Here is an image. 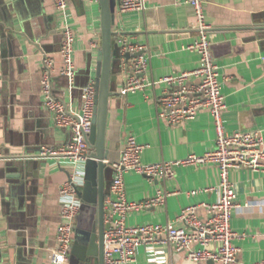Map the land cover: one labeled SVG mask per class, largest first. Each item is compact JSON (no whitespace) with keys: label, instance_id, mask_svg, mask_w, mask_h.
Returning a JSON list of instances; mask_svg holds the SVG:
<instances>
[{"label":"crops","instance_id":"obj_1","mask_svg":"<svg viewBox=\"0 0 264 264\" xmlns=\"http://www.w3.org/2000/svg\"><path fill=\"white\" fill-rule=\"evenodd\" d=\"M67 1L76 34V83L72 90L60 73L62 35L53 1L0 0L1 264H56L60 189L76 168L84 165L66 159L24 158L39 153L43 147H58L71 139L69 130L59 128L44 106L43 57L51 56L55 61L52 92L69 110H81V88L96 79L102 42L99 2ZM119 7L114 39L127 37L148 47L150 79L158 81L198 67V54L186 49L199 36L190 5L175 0H144V9L140 11L121 12ZM206 11L213 27L212 51L228 106L224 115L226 130H260L264 138V0H208ZM118 80L119 93L122 75ZM166 89L162 84L146 93L127 97L119 94L110 100L106 139L109 167L119 161L125 140L131 135L146 146L141 161L148 165L181 160L191 154L203 155L214 149L216 132L208 110L179 126L158 118L155 101ZM11 157L23 158L13 162ZM230 179L236 185V203L241 207L232 219V229L239 236L235 245L241 249L237 264L264 262V172L232 170ZM108 180L110 183L111 171ZM219 183V169L211 165L177 168L175 179L167 182L150 183L130 172L125 176L129 201H145L155 196L158 189L177 194L168 197L165 207L130 213L127 224L175 223L183 209L219 200L216 192L191 196V191L215 188ZM95 213L91 206L81 210L80 203L74 241L79 228L90 226ZM199 215L203 220L208 217L205 209ZM131 264L197 263L167 246L156 245L141 246Z\"/></svg>","mask_w":264,"mask_h":264},{"label":"built area","instance_id":"obj_2","mask_svg":"<svg viewBox=\"0 0 264 264\" xmlns=\"http://www.w3.org/2000/svg\"><path fill=\"white\" fill-rule=\"evenodd\" d=\"M60 21L62 42L61 75L68 80L72 90L76 83L74 46L76 34L71 25V13L67 0H52ZM98 3L99 0H89ZM178 4L190 5L196 17L198 38L186 47L199 56V65L192 71L166 76L158 81L150 79V55L144 44L118 37L115 41L122 56L123 81L119 94L127 97L138 92L146 93L158 85L167 89L156 99L158 118L171 126H179L193 120L202 110H208L213 119L216 144L213 150L203 155L188 157L157 164H144L141 156L146 146L140 145L134 136L125 140L119 161L111 163L113 178L110 195L105 200L104 264H131L135 261L141 246L164 245L197 264H237L241 249L235 245L239 237L232 229V219L241 207L236 203L237 188L230 179L232 170L264 172V138L262 131H237L229 133L225 127L224 115L228 108L222 92L220 68L215 61L210 40L213 29L207 18L208 0H175ZM121 12L144 9V0H121ZM141 53L125 60L126 54ZM56 70L51 56L42 59L41 93L44 106L53 115L55 124L69 130L71 139L58 147H43L39 153L26 156L27 159H66L80 166L89 155L87 137L93 128L96 109V86L90 81L81 88L82 107L79 112L69 110L66 104L54 97L52 79ZM215 166L219 169L220 183L207 190L190 192L195 196L201 192H216V203H201L182 210L175 223L166 225L147 224L129 226L130 213L165 207L168 197L177 194L166 189H158L156 195L142 202L127 199L125 176L130 172L145 177L150 183L167 182L175 179L176 169L191 166ZM77 166V167H78ZM61 189L60 224L56 234V264H69L74 241L76 220L80 213L77 178L83 179V168H76ZM205 209L207 219H201L199 211ZM1 264V262H0ZM264 264V262L254 263Z\"/></svg>","mask_w":264,"mask_h":264},{"label":"water","instance_id":"obj_3","mask_svg":"<svg viewBox=\"0 0 264 264\" xmlns=\"http://www.w3.org/2000/svg\"><path fill=\"white\" fill-rule=\"evenodd\" d=\"M101 8L102 42L97 57L96 109L93 128L87 137L89 155L83 165L82 186L78 189L81 210L86 207L95 208V217L90 226L83 227L71 249V264H104L105 200L110 195L113 171L106 161L109 151L106 147L107 121L110 100L119 96L118 77L122 75V56L114 39L113 31L115 15L120 0H99ZM141 53L126 54L125 60ZM87 85V84H86ZM85 85V86H86ZM10 158V157H9ZM11 161L22 160L23 157H11ZM111 171L109 183L108 173Z\"/></svg>","mask_w":264,"mask_h":264},{"label":"rangeland","instance_id":"obj_4","mask_svg":"<svg viewBox=\"0 0 264 264\" xmlns=\"http://www.w3.org/2000/svg\"><path fill=\"white\" fill-rule=\"evenodd\" d=\"M74 173H76V172H74ZM77 183L79 184V187L81 188V186H82V179L80 178V177H78L77 178ZM76 225V224H75ZM76 228V227H75ZM81 230V228H79V231ZM79 231H78V233H79Z\"/></svg>","mask_w":264,"mask_h":264}]
</instances>
